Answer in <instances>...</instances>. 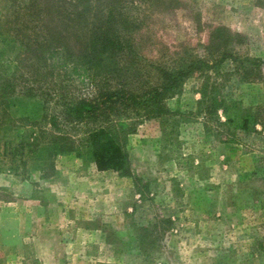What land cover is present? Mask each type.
<instances>
[{
  "label": "rangeland",
  "instance_id": "obj_1",
  "mask_svg": "<svg viewBox=\"0 0 264 264\" xmlns=\"http://www.w3.org/2000/svg\"><path fill=\"white\" fill-rule=\"evenodd\" d=\"M186 1L199 22L191 7L151 13L141 53L204 54L214 27L238 34L233 47L263 76L241 77L230 59L225 76L211 74L232 121L201 113L182 122L174 139L183 166L168 155L159 119L142 121L128 143L138 184L74 154L58 156L45 178L1 173L0 264H264V127L241 128L264 107V0ZM201 82L187 79L169 107L194 112Z\"/></svg>",
  "mask_w": 264,
  "mask_h": 264
},
{
  "label": "trees",
  "instance_id": "obj_2",
  "mask_svg": "<svg viewBox=\"0 0 264 264\" xmlns=\"http://www.w3.org/2000/svg\"><path fill=\"white\" fill-rule=\"evenodd\" d=\"M189 7L186 0H0V174L45 178L57 171L58 156L74 154L138 184L129 137L151 118L159 119L168 155L185 165L174 139L182 122L201 113L216 114L221 125L232 121L211 74L225 76L230 59L241 77L263 76L248 53L233 47L239 35L224 26L212 29L204 54L145 57L138 37L151 13ZM191 17L199 22L200 11L193 7ZM195 75L202 79L197 109L169 107ZM252 122L245 119L241 128L259 132L264 107Z\"/></svg>",
  "mask_w": 264,
  "mask_h": 264
},
{
  "label": "crops",
  "instance_id": "obj_3",
  "mask_svg": "<svg viewBox=\"0 0 264 264\" xmlns=\"http://www.w3.org/2000/svg\"><path fill=\"white\" fill-rule=\"evenodd\" d=\"M3 218V215L0 214V220Z\"/></svg>",
  "mask_w": 264,
  "mask_h": 264
}]
</instances>
